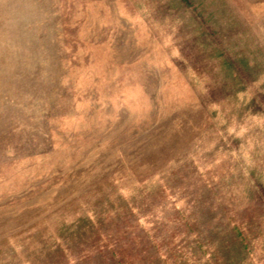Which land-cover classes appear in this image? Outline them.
Masks as SVG:
<instances>
[{
    "label": "rangeland",
    "instance_id": "374dc122",
    "mask_svg": "<svg viewBox=\"0 0 264 264\" xmlns=\"http://www.w3.org/2000/svg\"><path fill=\"white\" fill-rule=\"evenodd\" d=\"M0 264H264V0H0Z\"/></svg>",
    "mask_w": 264,
    "mask_h": 264
}]
</instances>
